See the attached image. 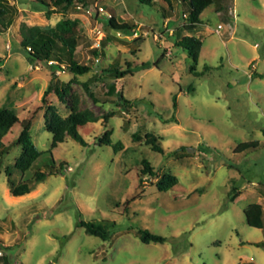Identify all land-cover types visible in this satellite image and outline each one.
<instances>
[{
	"label": "rangeland",
	"instance_id": "1",
	"mask_svg": "<svg viewBox=\"0 0 264 264\" xmlns=\"http://www.w3.org/2000/svg\"><path fill=\"white\" fill-rule=\"evenodd\" d=\"M9 3L18 14L0 35V109H14L20 120L34 115L30 133L40 151L51 148L49 106L62 116L72 106L88 109L97 121L80 128L86 146L67 137L52 150L68 164L64 175L19 197L13 186L46 170L50 157L19 170L22 127L11 128L0 156V264H264V225L249 226L244 213L253 203L264 210V0H232L222 12L214 4L194 27L180 0L172 7L96 0L50 16L34 0ZM113 18L129 29L113 28ZM65 19L76 22L75 57L92 67L87 74L32 63L20 45L24 24L56 27ZM188 35L202 40L197 63L177 45ZM128 65L133 72L124 77L109 72ZM52 81L68 90L69 103L54 90L44 97ZM173 115L174 122L162 120ZM147 133L162 136L165 154L146 144ZM252 141L259 146L236 151ZM143 159L178 183L164 192L157 177L142 180ZM80 221L101 222L110 239L88 234ZM139 228L167 241L145 244Z\"/></svg>",
	"mask_w": 264,
	"mask_h": 264
},
{
	"label": "trees",
	"instance_id": "2",
	"mask_svg": "<svg viewBox=\"0 0 264 264\" xmlns=\"http://www.w3.org/2000/svg\"><path fill=\"white\" fill-rule=\"evenodd\" d=\"M156 0H140L144 4H152ZM172 7L173 0H162ZM232 0H180L181 3H187L190 7V12L186 16L185 20L189 25L194 27L202 23L201 14L208 7L217 4V12L225 11L230 6ZM36 8L44 10L50 16L51 14L62 11L67 12L71 7L77 4L84 7H90L96 2V0H34ZM18 14V8L14 4H10L9 0H0V35L8 30L15 22ZM76 22L70 19L62 20L56 27L48 26L42 27L38 25L28 26L23 25L20 29V45L22 49L29 54L31 62H42L49 64L51 61L56 62V67L59 70H68L75 75H84L92 71V67L89 65L80 64L76 57V50L78 47V35L75 30ZM110 25L113 28L121 30H127L126 25L118 24L112 19ZM178 46H183L191 51V56L194 62H198L200 50L202 48V40L194 36H185L177 43ZM95 53L99 55V52L95 50ZM3 63V59L0 57V66ZM126 70H121L115 67L113 70H109L111 74L117 75V78L124 77L127 74H132L133 70L130 65ZM147 67V65H144ZM54 90L60 99L69 103L66 99L68 94L67 89L53 88V81L49 84L47 90L44 93L46 97L50 91ZM46 101V100H44ZM122 104V102H118ZM174 107H177V96L174 99ZM33 117L29 119L20 120L16 111L11 108L0 109V156L4 153L3 142L11 128L20 124L22 127L21 133L18 137L19 143L23 146V152L16 161V167L22 172H26L41 156L49 154L50 163L47 164L46 170L38 168L34 176L30 181H20L13 186L11 193L13 196H24L33 191L35 184L40 183L50 175H64L65 169H67V162L58 163L52 154V150L56 148L60 143H63L67 137H71L80 144L86 146L87 142L80 132V128L89 123L97 121V116L91 110H77L74 106L71 107V112L67 116H62L55 109L54 106H49L45 113V124L47 130L52 134L51 148L48 151H40L33 142L30 130L34 120ZM164 123H171L177 120L175 115L170 118H163ZM264 132V130H263ZM136 138H139L135 134ZM104 143H110L108 136L106 135ZM162 136L151 133L146 134V144L151 147L153 151L165 154V150L162 146ZM258 142H242L240 143L236 151L242 152L249 148H257ZM123 147L121 142L114 144L115 151H119ZM175 152L169 153L167 156L171 157ZM142 180L144 177L152 178L157 177V187L160 191H168L172 189L177 183L178 178L173 174H163L160 178L151 165L148 159H143L141 163ZM232 196L230 200H235L237 197L238 188L234 187L232 190ZM246 223L255 228H263L264 225V211L261 204L253 203L248 205L245 210ZM79 227H83L90 235L101 238L102 240H109L111 237V230L107 229L101 222L96 221H80ZM137 234L140 240L145 243H165L167 237L153 233L148 229L139 228ZM262 243H256L261 245ZM5 264H10L5 262Z\"/></svg>",
	"mask_w": 264,
	"mask_h": 264
},
{
	"label": "built area",
	"instance_id": "3",
	"mask_svg": "<svg viewBox=\"0 0 264 264\" xmlns=\"http://www.w3.org/2000/svg\"><path fill=\"white\" fill-rule=\"evenodd\" d=\"M104 13H105V12H104ZM50 63H51V64H54L55 62H54V61H51Z\"/></svg>",
	"mask_w": 264,
	"mask_h": 264
},
{
	"label": "water",
	"instance_id": "4",
	"mask_svg": "<svg viewBox=\"0 0 264 264\" xmlns=\"http://www.w3.org/2000/svg\"><path fill=\"white\" fill-rule=\"evenodd\" d=\"M119 100H121L120 93H119Z\"/></svg>",
	"mask_w": 264,
	"mask_h": 264
},
{
	"label": "crops",
	"instance_id": "5",
	"mask_svg": "<svg viewBox=\"0 0 264 264\" xmlns=\"http://www.w3.org/2000/svg\"><path fill=\"white\" fill-rule=\"evenodd\" d=\"M264 211V210H263Z\"/></svg>",
	"mask_w": 264,
	"mask_h": 264
}]
</instances>
